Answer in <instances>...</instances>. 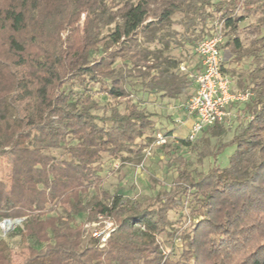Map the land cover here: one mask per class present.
<instances>
[{
  "label": "trees",
  "instance_id": "trees-1",
  "mask_svg": "<svg viewBox=\"0 0 264 264\" xmlns=\"http://www.w3.org/2000/svg\"><path fill=\"white\" fill-rule=\"evenodd\" d=\"M248 17L254 21L240 30ZM217 25L229 79L230 63L253 66L238 90L231 84L250 94L231 139L223 142L232 115L192 142L177 138L176 145L213 163L206 172L189 171L191 163L167 153L177 164L173 188L147 206L102 190L103 155L119 167L138 164L162 134L154 121L160 115L131 100L129 79H138L135 94L154 100L185 96L199 70L181 72L171 45H188L195 55V45ZM21 64L35 68L30 122L13 100L19 82L12 66ZM95 85L107 97L104 105L94 98ZM228 147L227 166L220 168L216 157ZM7 156L0 223L23 220L16 230L27 250L22 264H264V0H0V158ZM64 197L67 210L58 213ZM102 221L113 230L101 246L83 228ZM159 235L172 246L181 242L178 260L164 256ZM10 259L0 240V264Z\"/></svg>",
  "mask_w": 264,
  "mask_h": 264
},
{
  "label": "rangeland",
  "instance_id": "rangeland-1",
  "mask_svg": "<svg viewBox=\"0 0 264 264\" xmlns=\"http://www.w3.org/2000/svg\"><path fill=\"white\" fill-rule=\"evenodd\" d=\"M219 1V0H215ZM177 20V19H176ZM254 21L252 17H248L244 23L240 24V30H244L248 24ZM112 27V25H111ZM174 29L180 30L179 26H173ZM106 30L104 31V33ZM240 39L244 45L247 44L248 36L245 31H241ZM172 49L169 54L173 57H180L182 64L180 66L181 72H192L194 74L196 71V66L198 63L197 57L193 54V49L188 45L184 48H178L177 45H171ZM151 49H159L158 46H150ZM226 52L223 51L222 54ZM228 57V54H225ZM253 68L250 60H244L240 65L231 64L228 68V75L232 81V88L238 90L240 88L239 79H243L245 74ZM12 71L17 75L19 87L13 96V100L18 106L19 116L23 118L26 122H30L35 118V68L31 64H21L12 66ZM138 79H129V82L133 86L128 87L131 90V100L137 103L139 100L141 103L139 108L149 113H154L160 115V119H155L156 127L160 129L159 131L163 134L166 129H173V133L183 138H186L190 132V128L185 125H180L179 123L173 121V119L184 117V112L182 111V105L186 104L187 100L193 95L194 88L191 87L185 96H181L176 102L154 100L147 96L141 95V93L135 94L133 90L139 89V85L136 84ZM95 90L94 98L99 102L100 105H104L107 97L99 91L97 85L93 88ZM145 100V101H144ZM165 102V103H164ZM244 103L231 104L228 108V112L232 115L229 123V130L227 135L223 138V142H227L231 139L234 130L238 124L236 119L238 112L244 107ZM101 114V112H98ZM169 120H163V119ZM177 119V120H179ZM172 120V121H171ZM165 126L163 127V125ZM172 137L168 139V143L164 145L163 149L154 148L149 156L144 160L143 169L137 168V162L134 164L123 165L118 169H115L118 162L112 161L107 155L102 157V173L103 184L101 186L102 190L108 191L110 194L115 192H120V194L134 199L140 203L143 207L147 206L150 202L156 199L157 194L163 190H170L173 188L174 179L176 177V166L177 164L171 163L168 154L174 157H182V161L191 163L189 166V171L194 172H206L209 164L213 163L212 158H205L200 154L199 150H192L191 147L184 145H176L177 138L172 134ZM215 139H210V148L214 145ZM232 148H225L217 157L216 165L220 168L227 166V158L230 156ZM56 156H60L63 152L56 150L53 152ZM65 158V157H64ZM10 170H11V157L0 158V181L4 182L6 186H9L10 181ZM185 200V199H184ZM186 205V201H184ZM187 206V205H186ZM157 207V204L155 205ZM67 210V199L64 197L57 206V212L61 213ZM183 214L188 213V209L184 208ZM169 218L174 222L177 220V215L169 213ZM22 221L13 222L11 226H4L3 229L0 227V240H4L11 249V259L9 264H22L27 258V250L21 245L19 237L16 233L18 228L22 227ZM82 219H78V223L82 222ZM103 222V221H102ZM100 222H90L84 225V231L86 237L92 233L93 229L103 230L104 224ZM187 225V223H186ZM113 226V225H112ZM176 227V225H174ZM158 242L161 244V249L164 256H170L173 261L178 260L181 251V242L176 241L172 246L170 243L165 241L163 235L157 237ZM87 241V238H86Z\"/></svg>",
  "mask_w": 264,
  "mask_h": 264
},
{
  "label": "built area",
  "instance_id": "built-area-1",
  "mask_svg": "<svg viewBox=\"0 0 264 264\" xmlns=\"http://www.w3.org/2000/svg\"><path fill=\"white\" fill-rule=\"evenodd\" d=\"M217 31L213 36L199 41L194 48L195 56L200 62V70L194 74V83L196 85L195 93L187 100L184 105V113L187 118H192L193 123L187 140L192 142L196 136L206 127L214 124L226 123L231 114L228 107L235 103L246 102L250 94L248 92L232 91L231 81L229 77L222 71V53L221 46L224 38L219 31L220 26L217 25ZM180 125L182 120H176ZM172 136L157 134L153 143L145 148L144 156L137 168L143 169L144 160L154 149L164 146L168 143V139ZM119 168V164L115 169ZM103 230L93 229L91 236L98 240L100 245L108 239L110 232L113 230L111 223L102 222ZM7 224V221L0 223L1 229Z\"/></svg>",
  "mask_w": 264,
  "mask_h": 264
},
{
  "label": "crops",
  "instance_id": "crops-1",
  "mask_svg": "<svg viewBox=\"0 0 264 264\" xmlns=\"http://www.w3.org/2000/svg\"><path fill=\"white\" fill-rule=\"evenodd\" d=\"M197 68H198V69H197ZM196 69H197V70H200V64H199V62L197 63V67H196ZM197 70H196V71H197ZM196 71H195V72H196ZM197 72H199V71H197ZM194 85H195V84H194ZM194 89L196 90V85H195V88H194ZM195 90H194V93H195ZM194 93H193V94H194ZM177 100H178V99H176V100L163 99V100H162V103H163V101H166V102H167V101L176 102ZM160 101H161V100H160ZM164 103H165V102H164ZM177 119H179V118H177ZM177 119H173V121L175 122V120H177ZM163 120H165V119H163ZM179 120H182V124H183V125L188 126L189 128H191V125H192V123H193V119H192V118H187V117L185 116V113H184V117L180 118ZM165 124H166V123H164L163 127L165 126ZM182 124H181V125H182ZM169 131H172V134H173L176 138H177V137H178L179 139H182V138H183V137H181L182 135H181V136H179V135L176 136V134L173 133V129H171V130H170V129H166V132H169Z\"/></svg>",
  "mask_w": 264,
  "mask_h": 264
},
{
  "label": "water",
  "instance_id": "water-1",
  "mask_svg": "<svg viewBox=\"0 0 264 264\" xmlns=\"http://www.w3.org/2000/svg\"><path fill=\"white\" fill-rule=\"evenodd\" d=\"M21 219H17V220H6L7 223H10V222H19Z\"/></svg>",
  "mask_w": 264,
  "mask_h": 264
},
{
  "label": "bare ground",
  "instance_id": "bare-ground-1",
  "mask_svg": "<svg viewBox=\"0 0 264 264\" xmlns=\"http://www.w3.org/2000/svg\"><path fill=\"white\" fill-rule=\"evenodd\" d=\"M11 224L13 225V222L7 223L5 226H11Z\"/></svg>",
  "mask_w": 264,
  "mask_h": 264
}]
</instances>
